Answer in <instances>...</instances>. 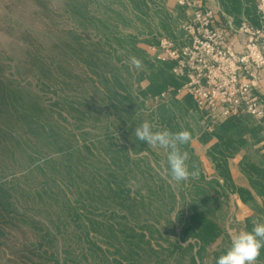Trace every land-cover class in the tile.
Instances as JSON below:
<instances>
[{"label": "rangeland", "instance_id": "obj_1", "mask_svg": "<svg viewBox=\"0 0 264 264\" xmlns=\"http://www.w3.org/2000/svg\"><path fill=\"white\" fill-rule=\"evenodd\" d=\"M146 1L153 7L150 17L146 19L147 23L140 21L129 27L123 24L119 26L120 32L133 34L134 48L130 46L128 49H112L110 67H89L73 62V71L78 78L50 84L46 79L40 81L39 77L30 72V53L39 51L48 62L54 59L60 61L67 70L72 68L64 64L71 36L62 30L74 28L82 38L97 41L99 36L109 39V28L99 31L77 27L65 14L63 0H47L46 5L38 3L37 0H0V63L6 66L7 77L21 86L32 87L43 96V102L53 111V116L64 123L65 135H77V141L72 144L87 156L79 164L80 170H76L73 182L62 180V177L50 179L48 161L54 156L57 157L56 154L51 157H37L30 175L7 173L1 185L10 189L16 202L17 216H13L11 223L0 221V230L3 233L0 237V264H33L30 258L40 262L32 251L45 256L46 260H54L55 263L52 261L50 264H145L139 256L121 258L104 235L91 232L84 240L79 237L80 226L92 228L101 222L107 226L112 214H122L129 207L143 212L142 200L146 203V209L151 208L156 213L161 210L164 215L157 221H146L145 218L133 220L132 225L139 227L156 224L165 234H169L165 231V226H168L167 216L177 224V233H180L191 216L200 211L213 218L223 234L207 246L205 257L211 263L216 260V254H224V249L230 247L232 237L239 231L246 230V221L255 216L254 213L248 217L242 211L237 201L246 210L252 209V206L245 203L238 193L226 187L224 174L220 173L217 162L214 161L215 156H218L220 165L225 166L230 174L229 180L235 186L242 187L239 185L242 184V178H238L237 184L232 178L230 160L236 158V154L243 149H246V154L248 149L259 151L256 144L250 143L244 137L243 142L238 144V150L232 155L219 156L214 150L222 142L215 135L218 127L239 116L226 118L199 108L190 97L178 94L179 88L176 89L174 83L156 95H142L150 87L152 74L174 76L170 66L159 64L143 48L155 39L169 36L167 34L174 26L173 12L166 4L167 0ZM219 2L222 11L227 15L237 16L242 13L243 4H247L248 9L251 2L255 4L257 11V0ZM199 3L201 4L200 1ZM114 7L116 10L123 9L119 3H115ZM102 12L101 10V14ZM215 12L217 16L218 11ZM107 16H112L113 22L117 17L113 12H108ZM244 22L247 21L243 20L242 23ZM108 53L109 45L105 46V53H99L98 57L107 62ZM124 53L139 58L142 67H133L130 61L121 63L120 58ZM50 63L51 69L56 72L58 64ZM113 66L115 67L112 68ZM86 77L90 78V84H96L100 88L99 96L92 93L91 97L102 106H108L106 118L101 117L94 108L84 105L78 107L80 103L77 102L85 96L86 89L91 87L86 84ZM102 83L110 89V94ZM58 87L60 88L57 89ZM131 95L135 98L132 107L135 118L141 120L138 123L136 119L129 120V113L126 111L132 103ZM58 100L60 104L56 105ZM71 104H75L73 106L79 108L81 113L94 116L95 125L85 124L78 129L63 121L62 117L70 119L63 107L71 108ZM252 119L262 124L255 118ZM146 120L155 125L154 130L167 128L178 132L186 129L191 133V142L182 146V150L190 155L189 170H198L196 178L179 183L172 181L167 170L164 149L152 148L143 143L138 152L133 151L127 138L131 137L128 132H135V128ZM123 151L129 154L131 160L127 162L123 159L122 168L117 173H108L107 165H112L113 160L122 155ZM241 163L238 172L249 182L241 170ZM36 167L46 169L47 175L37 171ZM113 167L117 168L116 165ZM81 174L83 181L78 177ZM219 180L223 182L222 186L219 185ZM170 193L175 195V202L172 201ZM100 196H103L102 200ZM108 196L109 201H105ZM188 242L196 241L189 239ZM188 242L182 243L186 245ZM152 246L160 251L166 249L167 244L163 241L158 244L156 239H152ZM118 259L120 262L116 261ZM256 264L262 263L257 260Z\"/></svg>", "mask_w": 264, "mask_h": 264}, {"label": "trees", "instance_id": "obj_2", "mask_svg": "<svg viewBox=\"0 0 264 264\" xmlns=\"http://www.w3.org/2000/svg\"><path fill=\"white\" fill-rule=\"evenodd\" d=\"M37 1L46 5L45 2L47 0ZM63 2L65 14L77 27L99 31L103 28H109V39L106 36H99L97 41L84 39L74 28L62 30V32H66L71 36V41L69 45L67 44L69 54L67 53L64 56V64L72 68H67V70L63 68L64 66L60 61L54 59L48 62V59L41 55L39 51L30 53L32 65L30 72L37 78L39 77L40 81L46 79L50 84H60L70 78H78L73 71L74 63L84 64L89 67L93 65L102 66V68L110 67L111 50L115 47L128 49L130 46L133 47L135 41L133 34L128 35L122 31L120 32L119 26L123 24L129 27L140 21L143 24L147 23L146 19L150 17L149 14L153 10L152 4L145 2V0H124V2L121 0H63ZM115 3H119L123 9L116 10L114 7ZM46 9L48 10V8ZM100 9L103 14H101ZM108 12L116 14L117 17L114 22L112 16H107ZM156 40L150 43H155ZM107 45H109V58L107 57V62H104L98 56L99 53H105V46ZM50 62L58 64L56 65V72L51 69ZM5 71L6 66L0 63V221L11 223L13 216H17L16 202L13 200L10 189L1 185V181L6 178L7 173H26L25 175H30L34 169L32 165L37 157L44 155L51 157L56 154L58 155L57 157L54 156L48 161L50 179L62 177V180L66 179L73 182L76 170H80L79 164L86 160L87 156L82 153V150L75 148L72 144L73 141H77V135H65L64 123L53 116V111L44 104L43 96L30 86H21L13 82L7 77ZM85 80H87L86 84L91 85V87L86 89L85 96L81 101L77 102L80 103L78 107L80 108L84 105L87 108H94L100 113L101 117L106 118L108 106H102L91 97L92 93L99 96L100 88L95 86L96 84H90L91 80L89 77H86ZM171 83L175 84L176 89L181 88L182 82L175 76L164 77L152 74L150 87L143 91L142 95H156L169 87ZM102 85L110 94V89L108 90L105 84L102 83ZM130 101L132 103L126 109L127 113H129V120L136 119L138 123L141 120L135 118V112L132 108L135 103L134 96L131 95ZM59 104L60 101L58 100L56 105ZM73 105L75 104L70 105L71 108L63 107V110L67 112V116L70 117L68 120L62 117L63 121L75 125L78 129H81L85 124L95 125L94 116H89L86 112L81 113L78 110L79 108ZM249 124V121L244 118L230 119L221 124L215 132V135L222 141L220 146L214 148L217 154L219 156L232 155L238 150V144L242 143V139L248 134ZM260 132V127L254 126L251 128L252 137L256 138V140L260 139ZM128 133L129 136L133 137L131 139V137L127 136L133 151L138 152L144 142L139 141L135 137L134 131ZM122 153L125 155L122 154V156L120 154L119 157L113 160L112 165L106 164L108 173L109 171L111 174L117 173L122 168L123 159L127 162L131 160L129 154L124 153V151ZM213 155L215 156V154ZM215 157L214 161L217 162V168L221 174H224L223 176L226 179V187L238 193L242 200L250 204L255 211V216L246 221V230L251 231L254 220L264 222V206L258 207L256 205L253 192L249 189L235 186L229 180L230 174H228L225 166L220 165L221 163L217 159L218 156ZM114 165L117 168H114ZM35 169L44 174L47 173L46 169L37 167ZM241 170L247 176L251 189L257 195L264 196V155H261L259 151L253 149L250 151L248 149V154L241 163ZM78 177L82 181L84 180L82 174ZM170 197L175 202V195L170 193ZM100 198L102 200L103 196H100ZM105 201H109V196ZM141 203L145 217L140 210L129 207L126 210L127 212L112 214L110 223L107 226L103 222L93 225L92 228L80 226L81 234L79 237L84 240L91 232L96 235H104L110 242L109 245L114 247L121 258L128 259L133 256H139L145 264H216L220 254H216V260L211 263L205 257L207 246L217 241L223 234V230L213 218H209L208 215L200 211V213L191 216L182 226L180 233H177V224L169 219L167 213L168 226H165V231H168L169 234H165L156 224H146L139 227L132 225L133 220L138 221L145 218L146 221H157L159 217L164 215L161 210H158L157 214L151 208L146 209L144 200ZM18 218L20 219V217ZM1 234L3 233L0 230V237ZM152 239H156L158 244L159 241L165 242L167 244L166 249L155 250L152 246ZM189 239H193L196 242H188ZM182 242L188 243L183 245ZM161 247L163 248V246ZM97 249L102 251L99 247ZM226 250L227 248L224 249L223 253ZM32 253L34 257L37 256L40 259V262H35L33 258H30L33 264H50L52 261L55 263L52 259L46 260L45 256L35 254L33 251ZM119 259L116 261L120 262ZM258 261L264 264V249L261 250Z\"/></svg>", "mask_w": 264, "mask_h": 264}, {"label": "built area", "instance_id": "obj_3", "mask_svg": "<svg viewBox=\"0 0 264 264\" xmlns=\"http://www.w3.org/2000/svg\"><path fill=\"white\" fill-rule=\"evenodd\" d=\"M260 25L242 23L234 31L245 36V52L238 54L228 45L229 30L216 26V12L197 0H180L193 11L191 20L182 24L189 38L177 46L168 37L149 47L154 59L170 66L182 85L178 94L212 114L233 117L246 113L264 126V95L254 93V82L264 70V0H257Z\"/></svg>", "mask_w": 264, "mask_h": 264}, {"label": "crops", "instance_id": "obj_4", "mask_svg": "<svg viewBox=\"0 0 264 264\" xmlns=\"http://www.w3.org/2000/svg\"><path fill=\"white\" fill-rule=\"evenodd\" d=\"M200 1L202 6L205 8L213 9L214 11H218V15L216 16V26L217 27H224L229 30V36H228V45L231 47V49L238 53L242 54L245 52V43L246 39L245 36L240 35L236 31H234L236 28H238L242 21L245 20L249 23H251L254 26H259V19L256 11L255 4L251 2L249 4L248 9H247V4H243L244 6L241 8L242 13L238 14L237 16L235 15H227L225 14L220 6L219 0H197ZM254 1V0H253ZM179 1L177 0H167L166 4L170 8V11L173 12L174 16V26L173 29L167 34L169 36H163V37H168L171 39L177 46L182 47L185 46L189 43V38L186 32L182 29V24L185 22H188L191 20L193 11L190 9H187L186 7L181 6L178 4ZM162 38V37H161ZM159 38L156 40L155 43H148L145 45L143 48H146V50L149 52V54L154 58V52L150 50L149 47L151 46H158ZM264 51V47H263ZM122 58V59H121ZM120 62L121 63H128L130 61V54L124 53L121 55ZM161 64V63H159ZM164 65V64H162ZM258 79L257 81L254 82V87L253 91L259 96L264 95V70L260 71L258 73ZM239 116V117H238ZM233 117H238L240 119H245L249 121V131L246 134V137L250 140V143L256 144L257 150H259V153L261 155H264V126L254 119L253 117L246 114V113H241L237 116ZM260 127L261 132H260V139L256 140L252 137L251 134V128L252 127ZM246 149H243L241 152L236 154V158L230 160V167H231V174L233 180L238 183V178H242V184H239L242 187L249 188L251 192H253V196L255 198L256 205L258 207H263L264 206V196H259L257 195L253 189L249 186V182L247 179L242 175L240 172H238L239 169V164L243 161V159L246 156ZM219 185L222 186L223 182L219 180ZM239 206L242 207V211L247 213L248 217L252 216L255 211L254 209H248L246 210L245 206L240 203V201H237Z\"/></svg>", "mask_w": 264, "mask_h": 264}, {"label": "clouds", "instance_id": "obj_5", "mask_svg": "<svg viewBox=\"0 0 264 264\" xmlns=\"http://www.w3.org/2000/svg\"><path fill=\"white\" fill-rule=\"evenodd\" d=\"M130 64L137 69L142 67V61L135 56L130 58ZM154 129L155 125L146 120L135 128L134 134L147 146L166 151V165L172 181L179 183L196 178L198 170H189L190 155L186 150H182V146L191 142V133L186 129L178 132H172L167 128ZM262 249L264 222L254 220L251 231L241 230L232 237L230 247L219 256L216 264H256Z\"/></svg>", "mask_w": 264, "mask_h": 264}]
</instances>
